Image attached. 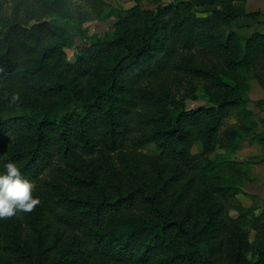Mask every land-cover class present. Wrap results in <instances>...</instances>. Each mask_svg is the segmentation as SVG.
<instances>
[{
  "label": "trees",
  "instance_id": "obj_1",
  "mask_svg": "<svg viewBox=\"0 0 264 264\" xmlns=\"http://www.w3.org/2000/svg\"><path fill=\"white\" fill-rule=\"evenodd\" d=\"M143 1L156 8L116 13L71 63L63 24L87 38L106 0H0V171L15 162L40 201L0 217V264H264V210L237 200L232 159L264 89V33L234 26L262 15ZM231 110L248 124L221 135Z\"/></svg>",
  "mask_w": 264,
  "mask_h": 264
},
{
  "label": "rangeland",
  "instance_id": "obj_2",
  "mask_svg": "<svg viewBox=\"0 0 264 264\" xmlns=\"http://www.w3.org/2000/svg\"><path fill=\"white\" fill-rule=\"evenodd\" d=\"M106 2L108 4V8L105 11L104 17L101 20L91 21L83 25L82 30L85 32V34H87V38L82 37L78 31L71 27V24L70 26H68L66 23L63 24L64 26L66 25V30L71 37L69 44L65 48L69 62H76V59L79 56L80 46L84 42H87L88 38H92L93 36L104 37L114 32L113 22L116 13L124 10H130L137 5H141L145 9L156 8L155 5H150L143 0H106ZM166 3H169L168 0ZM110 15L112 16L110 17ZM240 25L234 26V29L243 34H250L249 28H245V26L243 27ZM253 85L258 84L256 82H252V86ZM203 95V91L200 90L197 100H187V108L192 110L206 106L207 100ZM263 108L264 105L260 106L258 105V102L251 100L248 110L252 113V121L257 124V127L253 131V134L243 135V148L232 156L233 161L244 165L243 169L247 173L244 178V187L242 188L243 194L239 195L237 200L247 208L253 207L255 204L257 207V215H259L264 210V168L260 167L259 165L264 164L263 152L260 151L262 147H264ZM247 124L248 122L244 117H240L237 111L231 110L223 122L221 135H223L226 130H240L242 129V126H246ZM194 151L197 153V149ZM217 152L219 154L225 153V151L221 148H219ZM143 153L147 155H157L159 152L155 145H151L144 149ZM253 198L256 199L254 200Z\"/></svg>",
  "mask_w": 264,
  "mask_h": 264
},
{
  "label": "clouds",
  "instance_id": "obj_3",
  "mask_svg": "<svg viewBox=\"0 0 264 264\" xmlns=\"http://www.w3.org/2000/svg\"><path fill=\"white\" fill-rule=\"evenodd\" d=\"M34 184L25 179L13 161L0 171V217H12L19 212H31L40 203L33 195Z\"/></svg>",
  "mask_w": 264,
  "mask_h": 264
},
{
  "label": "crops",
  "instance_id": "obj_4",
  "mask_svg": "<svg viewBox=\"0 0 264 264\" xmlns=\"http://www.w3.org/2000/svg\"><path fill=\"white\" fill-rule=\"evenodd\" d=\"M246 9L249 13L259 12L262 15L260 18V21H259L260 24H258V25H252L251 26L250 21H246V23H244L247 27H249V32L250 33L251 32L252 33H254V32L264 33V0H249L246 3ZM257 26H259V27H257ZM255 96H257V97H255ZM250 98L252 101L255 100L256 102L264 101V89L258 85H253L251 88V91H250ZM263 110H264V108H263ZM260 151L263 152V156H264V147H262V149ZM259 165H260V167L264 168V164H262V165L259 164Z\"/></svg>",
  "mask_w": 264,
  "mask_h": 264
}]
</instances>
